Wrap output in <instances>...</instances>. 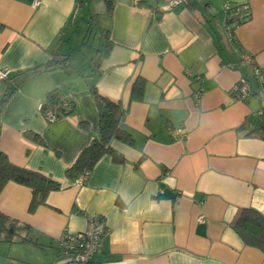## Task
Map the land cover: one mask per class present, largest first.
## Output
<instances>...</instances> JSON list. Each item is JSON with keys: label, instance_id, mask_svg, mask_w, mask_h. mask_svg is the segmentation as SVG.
I'll use <instances>...</instances> for the list:
<instances>
[{"label": "crops", "instance_id": "1", "mask_svg": "<svg viewBox=\"0 0 264 264\" xmlns=\"http://www.w3.org/2000/svg\"><path fill=\"white\" fill-rule=\"evenodd\" d=\"M34 1L0 0V71L8 77L53 59L72 64L73 49L62 46L91 3ZM225 3L249 4L248 20L230 25L232 41L223 27ZM167 4L97 0L106 24L97 68L44 71L2 114L0 150L61 186L33 212L29 188L9 182L0 192V212L32 229L45 264H66L58 238L86 231L94 214L109 230L95 264H264V253L233 228L245 208L264 215V139L250 136L245 123L264 101L255 94L239 101L230 92L240 79L257 92L247 58L264 70V0H187L171 10ZM137 79L142 90L133 97ZM93 84L126 110L133 143L113 140L117 159L104 154L77 185L66 170L99 136ZM55 88L73 99L75 112L49 122L41 104ZM4 90L0 79V96Z\"/></svg>", "mask_w": 264, "mask_h": 264}, {"label": "trees", "instance_id": "2", "mask_svg": "<svg viewBox=\"0 0 264 264\" xmlns=\"http://www.w3.org/2000/svg\"><path fill=\"white\" fill-rule=\"evenodd\" d=\"M146 1L147 0H139L142 4H145ZM243 4L245 3L233 4L231 6V12H229L227 16L223 14L226 24L232 32L233 28L230 26L232 23L241 24L248 20V14L241 11ZM106 5L107 15L109 16L112 12L113 5L110 1H107ZM230 41H232V39ZM97 54L98 56L93 61L92 66H90L91 73L97 68L102 52L98 51ZM68 61L69 59H67V57L53 59L46 64L37 65L3 79L5 82V90L0 96V129L2 114L13 94L31 78L47 70L61 68L68 74L77 73V69L72 64L68 63ZM249 64L252 67L253 77L257 87V92L254 90L255 95H258L262 100V97L258 93V89L260 85L264 86V83L260 84L256 81L253 68L255 65L252 60ZM259 70L264 73V70ZM240 81L241 79L236 84ZM141 90L142 80L137 79L132 85L133 97H138ZM90 95L98 111L99 136L92 140L91 143L80 152L74 164L66 170V174L72 178H76L83 172H90L95 163L104 154H111L117 159L115 151L111 148V142L113 140H118L129 145H132L133 143L130 132L123 124L126 110L118 102L109 99L97 91L94 84L90 86ZM248 99H250V97ZM259 111L261 112L260 115H254V113H252V120L245 123L247 124L250 122V136L261 137L264 139V107ZM41 112L44 117L47 112H51L54 120H56L72 115L75 112V104L73 99L67 98L60 88H55L47 92L45 99L41 104ZM25 135L34 140L40 139L38 135L31 132H27ZM9 182H14L31 190L32 198L29 204L30 212H33L38 206H46L48 195L61 188L58 182L45 176L41 172L23 168L11 163L6 154L0 150V192ZM233 228L245 245L257 248L264 253V215L253 208H245L241 211ZM0 242L8 244L29 243L42 249V245L34 239L33 231L28 225H23L1 212ZM91 264L95 263L92 262Z\"/></svg>", "mask_w": 264, "mask_h": 264}, {"label": "built area", "instance_id": "3", "mask_svg": "<svg viewBox=\"0 0 264 264\" xmlns=\"http://www.w3.org/2000/svg\"><path fill=\"white\" fill-rule=\"evenodd\" d=\"M187 0H168V4L165 7L167 10H171L175 6L186 4ZM38 5V0H35L33 6ZM249 4H243L241 11L248 12ZM222 12L225 16L231 12V4L225 3L222 6ZM223 27L225 29L227 38L232 39L233 32L227 26L224 18ZM247 62L251 63V60L247 58ZM256 81L260 84L264 83V73H262L256 66H253ZM8 76L7 71H0V79L3 80ZM232 96L239 101H247L249 97L255 94L252 86L249 82L241 79V81L234 85L232 88ZM258 93L264 100V86L260 85ZM196 99L199 98V94L196 93ZM260 111L255 112L254 115H260ZM45 118L47 121L52 122L54 120L53 114L47 112ZM179 131V130H178ZM89 172H83L79 174L75 181L77 185H82L87 179ZM108 228L105 220L99 215L88 216V227L84 232L77 233H65L62 234L57 240V247L60 253L66 258V264H91L94 255L98 254L102 250L103 239L108 235Z\"/></svg>", "mask_w": 264, "mask_h": 264}, {"label": "rangeland", "instance_id": "4", "mask_svg": "<svg viewBox=\"0 0 264 264\" xmlns=\"http://www.w3.org/2000/svg\"><path fill=\"white\" fill-rule=\"evenodd\" d=\"M75 26L67 34L62 50L67 52L72 48V65L77 71L88 73L98 56V50L102 48V32L106 28L104 12L99 10L97 0H91L90 5L87 4L81 9ZM19 248H27L29 251L21 253ZM42 254L44 255L35 246L0 242V264H45L42 261L45 256Z\"/></svg>", "mask_w": 264, "mask_h": 264}]
</instances>
